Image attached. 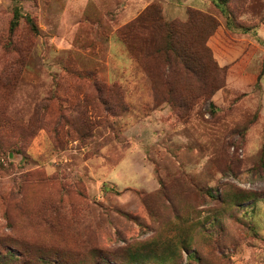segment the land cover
I'll return each instance as SVG.
<instances>
[{
    "label": "rangeland",
    "instance_id": "1",
    "mask_svg": "<svg viewBox=\"0 0 264 264\" xmlns=\"http://www.w3.org/2000/svg\"><path fill=\"white\" fill-rule=\"evenodd\" d=\"M226 9L0 0V264H120L149 242L173 264H264V0ZM188 13L197 76L153 24Z\"/></svg>",
    "mask_w": 264,
    "mask_h": 264
},
{
    "label": "trees",
    "instance_id": "2",
    "mask_svg": "<svg viewBox=\"0 0 264 264\" xmlns=\"http://www.w3.org/2000/svg\"><path fill=\"white\" fill-rule=\"evenodd\" d=\"M213 3H215L217 6L222 7L224 15L227 16V20L230 21L231 16L228 12L229 10L226 9V0H213ZM140 20L141 19L133 21L124 29L123 38L126 39L129 44L141 30ZM18 21V15L16 14L10 26V31L12 33L16 29ZM26 21L31 25V28L35 30L31 20L29 18H26ZM148 21H150V19L145 20L144 23ZM192 22V14L188 13L187 21L186 23H184L185 25L170 22L160 23V19L158 18L153 21V24L157 28L156 33L157 31L164 32L165 40L167 41L168 46L165 51L167 53H170L168 58L169 62L175 64L179 63L180 61L183 65V69L186 75L197 76L198 74H200V68L196 67L195 64H199V61H201L199 59L200 52L206 54V59H208L209 55L208 50L206 49L204 44H202L200 39L198 40L196 38H193V42H190L188 46L186 44H184L185 46H182L180 38L185 35L184 30H186L187 28L186 24H191ZM238 28L244 34L250 32L248 28ZM206 35H208V32L205 34V36ZM193 43L199 48H194ZM153 53L150 51L149 54L153 55ZM155 53L158 52L155 51ZM149 54L145 53L146 56H149ZM208 60H210V58ZM172 260L173 257L172 255H170L169 248L167 246L157 244L156 242H149L148 244L139 247L126 249L122 252V258L119 259V262L120 264H173Z\"/></svg>",
    "mask_w": 264,
    "mask_h": 264
}]
</instances>
